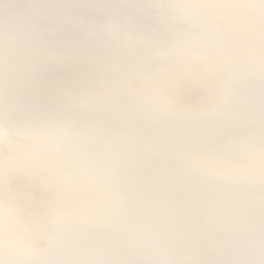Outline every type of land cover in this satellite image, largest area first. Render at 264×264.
<instances>
[{
    "label": "snow or ice",
    "instance_id": "6c2138e0",
    "mask_svg": "<svg viewBox=\"0 0 264 264\" xmlns=\"http://www.w3.org/2000/svg\"><path fill=\"white\" fill-rule=\"evenodd\" d=\"M0 264H264V0H0Z\"/></svg>",
    "mask_w": 264,
    "mask_h": 264
}]
</instances>
